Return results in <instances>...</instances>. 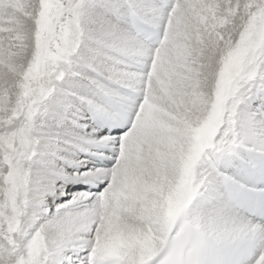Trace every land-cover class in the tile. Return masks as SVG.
Masks as SVG:
<instances>
[{
  "label": "snow or ice",
  "instance_id": "snow-or-ice-1",
  "mask_svg": "<svg viewBox=\"0 0 264 264\" xmlns=\"http://www.w3.org/2000/svg\"><path fill=\"white\" fill-rule=\"evenodd\" d=\"M0 264H264V0H0Z\"/></svg>",
  "mask_w": 264,
  "mask_h": 264
}]
</instances>
